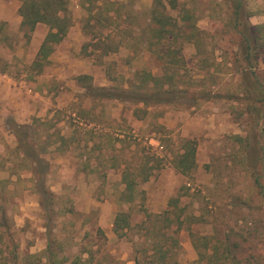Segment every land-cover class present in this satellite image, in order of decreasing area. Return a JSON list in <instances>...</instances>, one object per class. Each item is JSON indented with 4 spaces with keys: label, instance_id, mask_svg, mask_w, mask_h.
<instances>
[{
    "label": "rangeland",
    "instance_id": "rangeland-1",
    "mask_svg": "<svg viewBox=\"0 0 264 264\" xmlns=\"http://www.w3.org/2000/svg\"><path fill=\"white\" fill-rule=\"evenodd\" d=\"M84 1L66 0L70 24L39 72L31 42L47 26L37 23L28 33L0 22V74H7L0 80V211L6 218L0 260L14 250L17 264H264V114L253 115L255 124L244 111L225 2L176 0L169 7L158 0L170 21L202 39L198 46L182 41L173 75L165 71L176 48L170 38H151L150 49L142 42L153 0H114L108 12L118 17L110 22L89 17ZM245 9L251 24L264 25V0H245ZM137 71L169 82L176 76L177 86L204 98L192 106L144 107L92 98L76 81L88 74L93 86L125 85ZM255 71L249 81H261L264 90V52ZM16 124H32L41 140L50 135L44 154L45 185L53 194L49 217L15 151ZM185 139L195 142V168L175 173L177 179L166 172L160 178ZM122 170L135 182L130 200L122 199ZM174 196L167 216L171 225L175 216L183 225L168 237V221L153 215ZM120 212L126 226L115 233Z\"/></svg>",
    "mask_w": 264,
    "mask_h": 264
},
{
    "label": "trees",
    "instance_id": "trees-1",
    "mask_svg": "<svg viewBox=\"0 0 264 264\" xmlns=\"http://www.w3.org/2000/svg\"><path fill=\"white\" fill-rule=\"evenodd\" d=\"M223 1L226 4L227 14H229L228 24L226 25H228V28H231L236 35L237 52L233 54L231 64L235 67L234 71L239 74L242 85V95L245 97L243 100L247 101L244 111L247 117L250 118V121L255 123V121L257 122V118L255 119L253 115L259 118V116L262 117L264 114V90H262L263 84L261 81H249V77L254 79L257 76L255 71L257 58L259 54L264 52V25H253L248 21L249 14L245 9V0ZM84 2L86 3L85 10L87 11V15L94 18L96 21L101 19L110 22L112 19L118 17L114 12H112V14L108 12L110 7L115 4L114 0H85ZM84 2L82 4H84ZM168 4L169 7H175L176 0H168ZM17 12L21 17L20 27H27V31H31L37 22L47 26V32L32 62L36 68H40V66L47 61V57L52 52L53 46L63 39L70 24V18L66 10V0H20ZM164 12L165 7L160 4V1L153 0L147 15V25H145V29H142L143 31L141 32L143 37L142 42L150 49L153 44L150 41L151 38L155 37L157 42L167 41L170 38L172 41L171 43L176 45V48H174V50L173 48L169 50L174 61L165 67V71L171 70V73L176 75L177 69H175L174 62L179 63L180 59L175 57V53L179 51V46L182 41H192L198 46L202 43V39H198V33L195 29L189 32L182 31L173 19L170 21V18L165 16ZM181 17L183 20L185 19V16ZM152 25H154V27ZM85 27H87L86 23L83 25V30L88 34L86 29H84ZM156 56L160 59L162 58V54H156ZM174 79H176V76H173L172 82H169L168 78L164 75L153 77L149 73L137 71L133 73V78L125 85H110L103 87L93 86L91 84V78L87 74L76 76V81L79 86L84 89L85 94L92 98L115 99L136 105L140 104L144 107L148 105L157 106L164 104L192 106L198 99L204 98V96L197 97L196 92L188 91L186 87L177 86V82ZM255 81L259 83L255 84ZM252 102L259 103L260 106H253L251 105ZM38 125L42 124L38 123ZM13 134L16 141L15 151L19 157V161L22 163L24 169L32 174L33 192L37 205L42 215L49 217L52 213L49 207H51L53 203V194L45 185V175L49 170V162L44 154L47 151L46 145L50 135H46L44 137L45 139L41 140L36 129L32 127V124H16L13 129ZM56 135L58 134L56 133ZM57 137H59V143L61 144V136ZM182 147V152L174 156L172 165L177 172L186 176L195 167V142L192 139H185L182 142ZM55 149L59 150L60 146H56ZM148 176L149 175L144 176V179H147ZM121 182L124 184L122 193H125L127 196L122 199L130 200L135 182L128 176L125 170L121 173ZM177 200V197L169 199V204L172 202L176 203ZM175 203L173 205H175ZM169 213V210H164L161 214H154L153 218L164 216L166 221H168L165 227L170 229L168 237H174L183 224V220L175 216L173 224L170 226L169 223H171V221L167 216ZM121 215L122 212L115 214L113 220V230L115 233L119 231V228L126 226L125 220L120 217ZM147 216L149 217L151 214L148 213ZM0 220H2L0 221V227H5L6 218L4 210L2 209L0 211ZM195 244V249L200 251ZM203 245L208 249L206 241L203 242ZM45 249V252H48V243ZM214 251L211 252V256H209L212 260L216 258V252ZM2 252L3 250L0 249V255ZM201 254V252H197V258L199 260L202 259ZM0 261L2 264H17V255L15 251L12 250L9 252L8 256H3Z\"/></svg>",
    "mask_w": 264,
    "mask_h": 264
},
{
    "label": "crops",
    "instance_id": "crops-1",
    "mask_svg": "<svg viewBox=\"0 0 264 264\" xmlns=\"http://www.w3.org/2000/svg\"><path fill=\"white\" fill-rule=\"evenodd\" d=\"M19 5H20V3H19V1L18 0H0V22H8V23H10V22H12V23H14L15 25H17V27L18 26H20V21H21V17L19 16V14H18V12H17V9H18V7H19ZM37 23H40V22H37ZM36 23V24H37ZM35 24V25H36ZM35 25H34V27H35ZM34 27H33V29H34ZM21 28V27H20ZM32 29V30H33ZM31 30V31H32ZM31 31H28V33L29 32H31ZM47 32V31H46ZM46 32H45V34H46ZM44 34V35H45ZM44 35L40 38V40L39 41H37V40H34V38H32L33 39V42H31V45H33V53L35 54V56H36V54H37V51H38V48H39V45H40V43L42 42V40H43V37H44ZM85 35V34H84ZM35 41V42H34ZM59 43V42H58ZM56 45V44H55ZM53 49H54V46H53ZM53 51V50H52ZM52 53V52H51ZM50 53V54H51ZM50 54L48 55V57L50 56ZM35 56H34V59H35ZM48 57H47V60H48ZM50 58V57H49ZM33 59V60H34ZM33 60H32V62H33ZM45 63V62H44ZM44 64H42L41 66H40V68L38 69V71L37 72H39L40 70H41V68H42V66H43ZM88 75V74H87ZM3 77H7V74H5V73H1L0 74V80H2V78ZM12 83H14L13 81H12ZM27 90V92H31V90L29 89V88H27L26 89ZM34 94V93H33ZM46 158V157H45ZM47 159V158H46ZM194 162H195V153H194ZM195 166H196V164H195ZM195 168V167H194ZM123 171V170H122ZM122 171L120 172V178H121V173H122ZM169 173V174H172V176L174 175V178L175 179H177V177H176V175H175V173L176 174H178L179 172H177L176 170H175V168L173 167V165H172V167L170 168V171H168V170H165V171H161L160 172V178H161V176H162V173ZM180 174V173H179ZM182 175V174H181ZM150 176V175H149ZM148 176V177H149ZM147 177V178H148ZM175 186H177V183H175L174 184ZM161 189H163V186H158L157 187V190H159V191H157L156 192V194H159L160 192H162L163 190H161ZM175 197H177V196H174V197H171V198H169V199H172V198H175ZM169 199H168V201L166 202V205H167V208L165 209V210H170V208H168V207H170L171 206V204L172 203H170L169 204ZM167 224V223H166ZM170 224V223H169ZM183 225V224H182ZM182 225H181V227H182ZM170 226H172L171 224H170ZM181 227H180V229H181ZM167 229V228H166ZM180 229H179V231H180ZM178 231V232H179ZM177 232V233H178ZM177 235V234H176Z\"/></svg>",
    "mask_w": 264,
    "mask_h": 264
}]
</instances>
